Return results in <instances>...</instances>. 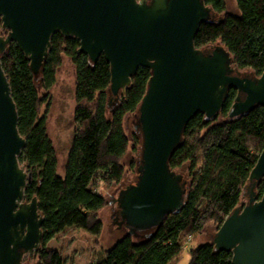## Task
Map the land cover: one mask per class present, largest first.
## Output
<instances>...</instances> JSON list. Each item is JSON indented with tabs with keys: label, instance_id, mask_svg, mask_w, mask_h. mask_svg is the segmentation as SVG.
Listing matches in <instances>:
<instances>
[{
	"label": "water",
	"instance_id": "water-1",
	"mask_svg": "<svg viewBox=\"0 0 264 264\" xmlns=\"http://www.w3.org/2000/svg\"><path fill=\"white\" fill-rule=\"evenodd\" d=\"M0 264H27L41 248L43 217L37 198L27 202L31 176L20 162L26 140L1 63L14 43L38 81L52 37L79 41L91 63L110 65L108 107L126 95L140 68L151 71L134 127L142 146L136 181L115 199L119 227L126 236L159 229L186 205L189 182L170 167L189 122L198 114L218 119L231 89L237 97L228 120L264 108V72H241L221 44L197 49L203 25L221 20L205 0H0ZM264 149L250 171L242 203L211 239L216 251L232 254V264H264Z\"/></svg>",
	"mask_w": 264,
	"mask_h": 264
},
{
	"label": "trees",
	"instance_id": "trees-1",
	"mask_svg": "<svg viewBox=\"0 0 264 264\" xmlns=\"http://www.w3.org/2000/svg\"><path fill=\"white\" fill-rule=\"evenodd\" d=\"M239 14L227 12L225 0H205L219 22L203 25L195 39L197 49L221 43L241 72L261 76L264 72V0H235ZM0 35L7 32L1 31ZM38 81L30 62L12 43L1 56V63L18 111V129L26 140L20 162L31 176L25 200L37 198L43 217V241L36 253L39 264H65L56 249L48 244L55 239L66 216L77 210L86 212L88 229L99 224V215L108 203L96 190L97 184H120L126 174L123 164L132 144L137 156L131 168L137 174L142 146L136 131L129 138L127 122L135 116L147 91L151 71L140 68L126 95L112 109L108 107L111 85L110 65L101 56L91 63L80 54V43L57 33ZM64 58L76 70V109L72 144L63 173L55 146L48 134L50 91ZM237 97L231 89L220 116L214 122L196 115L186 126L183 143L170 160L172 170L188 167L189 190L186 205L179 214L170 215L159 229L140 233L137 238L124 236L114 247L97 254L91 264H172L183 252L188 238L201 235L208 225L217 230L242 203L250 171L264 149V108L257 107L241 118L228 120ZM134 125V124H133ZM246 170L242 176L236 170ZM256 192L264 194V179ZM190 264H232V254L216 251L212 242L190 250ZM35 254V255H36Z\"/></svg>",
	"mask_w": 264,
	"mask_h": 264
},
{
	"label": "rangeland",
	"instance_id": "rangeland-1",
	"mask_svg": "<svg viewBox=\"0 0 264 264\" xmlns=\"http://www.w3.org/2000/svg\"><path fill=\"white\" fill-rule=\"evenodd\" d=\"M225 2L229 14H239L235 0H225ZM6 35L4 34V36ZM75 89V67L68 58H64L62 67L57 72L56 84L50 91V109L47 121L48 134L57 152L58 171L60 173L64 170L72 144L73 119L76 109ZM133 124V117H130L126 127L130 139L134 134ZM132 144L128 154L123 159L126 170L124 180L120 184L110 187L103 184H97L96 186V190L106 197L108 203L99 215V224L92 229H88L86 212L77 210L62 222L57 236L48 244L50 248L60 252L65 264H91L95 262L99 252L111 249L126 235V232L119 228L117 213L115 212L116 205H111L110 202L116 199L117 193L123 187L136 181L137 174L135 169L131 168V165L133 162L136 163L137 156L132 151ZM187 168L178 170V172L189 180ZM236 170L242 176H246L247 172L243 168L236 167ZM216 232V226L210 224L201 235L188 238L182 254L172 264H190L189 250L201 243L210 242ZM25 262L27 264H39L38 254L33 255L31 258L27 257Z\"/></svg>",
	"mask_w": 264,
	"mask_h": 264
},
{
	"label": "flooded vegetation",
	"instance_id": "flooded-vegetation-1",
	"mask_svg": "<svg viewBox=\"0 0 264 264\" xmlns=\"http://www.w3.org/2000/svg\"><path fill=\"white\" fill-rule=\"evenodd\" d=\"M110 204H111V205H112V204H113V205H114V204L116 205V202H115V200H113L112 202H110ZM115 212L117 213V210H116ZM117 220H118V222L120 221V220H119L118 213H117ZM119 228H120V227H119Z\"/></svg>",
	"mask_w": 264,
	"mask_h": 264
},
{
	"label": "crops",
	"instance_id": "crops-1",
	"mask_svg": "<svg viewBox=\"0 0 264 264\" xmlns=\"http://www.w3.org/2000/svg\"><path fill=\"white\" fill-rule=\"evenodd\" d=\"M62 173H63V172H62ZM72 214H73V213H72ZM72 214H70V215H72ZM68 216H69V215H68ZM68 216H66V218H67ZM66 218H65V219H66ZM65 219H64V220H65ZM61 224H62V223H61ZM60 227H61V225H60ZM58 232H59V231H58Z\"/></svg>",
	"mask_w": 264,
	"mask_h": 264
}]
</instances>
